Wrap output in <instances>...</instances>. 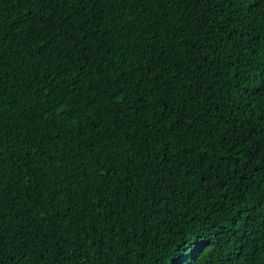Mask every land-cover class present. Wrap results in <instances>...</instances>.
<instances>
[{
  "label": "trees",
  "instance_id": "obj_1",
  "mask_svg": "<svg viewBox=\"0 0 264 264\" xmlns=\"http://www.w3.org/2000/svg\"><path fill=\"white\" fill-rule=\"evenodd\" d=\"M0 264H264V0H0Z\"/></svg>",
  "mask_w": 264,
  "mask_h": 264
}]
</instances>
